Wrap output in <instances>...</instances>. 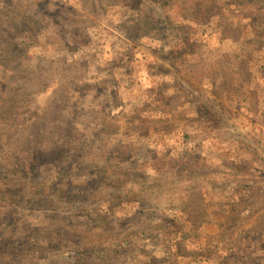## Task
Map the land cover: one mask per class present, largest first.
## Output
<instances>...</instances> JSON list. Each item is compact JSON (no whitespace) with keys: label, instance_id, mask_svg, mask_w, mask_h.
<instances>
[{"label":"rangeland","instance_id":"rangeland-1","mask_svg":"<svg viewBox=\"0 0 264 264\" xmlns=\"http://www.w3.org/2000/svg\"><path fill=\"white\" fill-rule=\"evenodd\" d=\"M22 244L264 264V0H0V249Z\"/></svg>","mask_w":264,"mask_h":264},{"label":"trees","instance_id":"trees-1","mask_svg":"<svg viewBox=\"0 0 264 264\" xmlns=\"http://www.w3.org/2000/svg\"><path fill=\"white\" fill-rule=\"evenodd\" d=\"M10 205H16V202L14 200H11ZM25 246H26L25 244H22L21 248H17L19 251H17L15 248H11L10 245L5 246L3 249H0V264H12L14 260L20 264L23 263L22 261H18L17 259L23 257L24 255L26 256L28 254L29 252L28 248L26 249ZM85 246L82 247L84 264H88L93 260L98 261L101 264H108L110 262V258L112 256V249H109L110 247L104 249L103 248L96 249V246L93 244L91 245L92 246L91 251H89L87 250V248H84ZM31 264H35V263L32 262Z\"/></svg>","mask_w":264,"mask_h":264}]
</instances>
